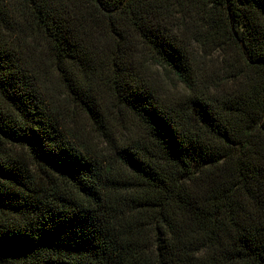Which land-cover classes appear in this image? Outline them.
Masks as SVG:
<instances>
[{
	"label": "trees",
	"instance_id": "1",
	"mask_svg": "<svg viewBox=\"0 0 264 264\" xmlns=\"http://www.w3.org/2000/svg\"><path fill=\"white\" fill-rule=\"evenodd\" d=\"M0 264H264V0H0Z\"/></svg>",
	"mask_w": 264,
	"mask_h": 264
}]
</instances>
